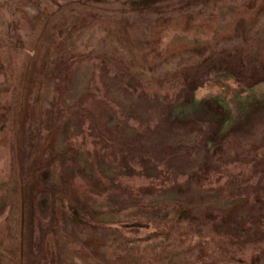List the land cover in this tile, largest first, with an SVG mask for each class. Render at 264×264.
<instances>
[{
  "label": "rangeland",
  "instance_id": "rangeland-1",
  "mask_svg": "<svg viewBox=\"0 0 264 264\" xmlns=\"http://www.w3.org/2000/svg\"><path fill=\"white\" fill-rule=\"evenodd\" d=\"M0 264H264V0H0Z\"/></svg>",
  "mask_w": 264,
  "mask_h": 264
}]
</instances>
